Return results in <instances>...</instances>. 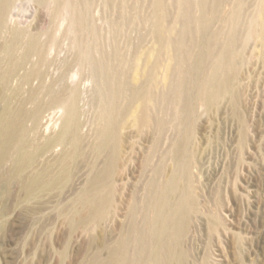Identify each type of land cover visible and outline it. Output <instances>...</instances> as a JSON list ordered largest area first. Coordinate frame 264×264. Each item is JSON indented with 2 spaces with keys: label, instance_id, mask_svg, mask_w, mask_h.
I'll list each match as a JSON object with an SVG mask.
<instances>
[{
  "label": "rangeland",
  "instance_id": "rangeland-1",
  "mask_svg": "<svg viewBox=\"0 0 264 264\" xmlns=\"http://www.w3.org/2000/svg\"><path fill=\"white\" fill-rule=\"evenodd\" d=\"M179 1L184 6L162 0L161 22L176 49L162 51L156 70L162 75L170 58L178 59L171 62L173 90L167 96L153 91L157 97L149 103L151 127L121 130L120 166L112 172L110 203L103 210L94 204L103 164L93 148L99 89L84 59L90 55L102 60L110 76L119 73V81L128 84L136 64L145 67L144 54L160 50L152 27L154 0H11L0 42L12 33L38 38L51 61L46 84L55 92H79L82 147L69 166L60 161L61 146L39 154L19 173L11 158L1 163L0 264H117L110 259L111 251L134 231L144 237L140 243L128 240L119 254L132 257L131 264H151L146 254L150 257L153 242L143 231L148 185L163 186L173 172L181 185L184 225L166 236L170 253L160 256L159 263L264 264V0ZM201 46L209 49V57L197 74L192 67ZM66 65L69 74L78 71L82 79L57 80ZM212 73L213 87L208 84ZM31 88L36 101L25 104L26 110L47 101L37 82ZM214 89L217 97L207 103L203 93ZM28 94L29 87L23 85L11 106L17 107ZM4 104L0 94V112ZM45 115L50 117L49 129L36 137L29 131L32 144H43L64 120L59 105ZM25 125L30 128V121ZM40 174L36 189L25 191L23 185ZM49 180L54 183L46 187ZM99 211L103 215L96 219Z\"/></svg>",
  "mask_w": 264,
  "mask_h": 264
},
{
  "label": "bare ground",
  "instance_id": "bare-ground-1",
  "mask_svg": "<svg viewBox=\"0 0 264 264\" xmlns=\"http://www.w3.org/2000/svg\"><path fill=\"white\" fill-rule=\"evenodd\" d=\"M178 2L181 5L182 2H180L179 0ZM246 2L247 1H245V3ZM10 4H11V0H0V31L4 27L5 21L9 15ZM182 5L184 6V4ZM153 6L155 7L156 15L152 23L153 24L152 27L160 50L157 51L155 54H148V53L144 54L145 56H143L144 57L143 61L145 62V67L137 68L140 67L139 65L137 66L138 64L137 63L135 67L136 69L134 68V70L136 71L129 79L128 84H124L123 82L121 83L119 81V77H118L119 73H115L114 76H110L109 73L107 72L106 66H104L103 63H101L102 60L100 62L99 60H97L96 57L94 58L93 56L90 55H86L85 59L82 58L89 63V66L93 72L92 73L93 81L97 86V88L99 89V98L97 96V98L99 99V100L97 99L99 101V104L97 106L99 107L98 115H97L98 121L95 129V143L93 147L96 155L102 159V163H103L102 168L98 171L97 174V180L98 183L100 182V185L96 189L97 192L94 202L95 207L99 209L105 210L110 203V195H111V187H112L111 176H112V172L120 166L121 152L123 147V137L121 134V130L123 128H131L133 127V125L144 126L146 128L151 127L153 124V119L150 116L149 103L152 102L155 97H157L156 95L154 97L153 91L159 89L162 96H167L173 90L172 88L173 85H171V81H172L171 74L174 71L171 73V71L173 70V69L171 70V67L173 68L171 62L174 61L175 63H178V59L172 57L170 58V62L169 60H167L169 63L164 65V69H163L164 72L162 75L160 74H159L160 76L157 75L156 70L158 71L157 68L162 64L161 63L162 51L163 50L165 51V49L169 48L170 46L173 47L175 43L172 39L167 37L166 35L167 29L161 22L162 20L161 6H163L162 0H154ZM261 10H264V8ZM242 12H244V9L242 10ZM163 15L165 16V14ZM179 16H181V14ZM9 18L11 19L13 18V16L10 15ZM227 53L226 52L224 53L225 57L229 54ZM208 57H209V49L206 46H203L199 50L196 67H192L195 69L194 72L200 71L204 61ZM50 63H51L50 58L48 56H45L43 45L38 41V38L34 35L23 37L19 33H12L9 37L4 38L2 42H0V94L2 95L5 101L3 112H0V165L5 159L11 158L12 167L16 173H19L24 168L33 165L39 154L50 152L54 146L62 147L63 155L60 161L63 164H66L67 166L72 165L81 155V147H82V139L80 136L81 125L78 121V115L80 112V108L78 105L79 92L77 90L66 92L63 89L55 92L51 88L52 84L49 85L46 84V81L49 77V73L47 71ZM179 64L178 67H180ZM188 64L186 63V65ZM192 68H190V71ZM67 71L68 70L66 65V70H64L61 73L59 79L57 80L60 81L61 79L66 77L70 80H77L78 78L79 80L82 79V76L78 71H74L71 74H69ZM192 73L193 72L191 71L190 74ZM13 81H15L16 84L15 87L11 89L10 87ZM34 82H37L38 88L43 89V93L46 95L47 101L45 103L38 102L30 110H26L25 104L32 101H36L34 99L36 98L37 92H35L31 88ZM208 84L211 87L215 86L216 80L214 73L210 75L208 79ZM225 84L227 87V83ZM23 85L29 87V94L25 99L19 101L17 107H12L11 99H13V97L18 95ZM126 90H128L129 93H125ZM6 91H9V93H6ZM214 91L210 90L206 93H203V96H205L204 100L207 103H212L214 99L217 97V94H215L216 91L215 92ZM122 95H124L125 97L123 104H121L120 101V98L122 100L121 97ZM136 99H139L140 101L138 105L135 104ZM55 105H59V107L64 113V120L60 126L59 131L55 135L48 137L45 140V142L41 145H36L35 143L32 144V141L28 136L29 131L32 132L34 131L35 135L33 136L36 137V135L39 134L41 131H46L47 129H49L50 117L49 115H45V112L49 107ZM26 121H30L31 123L30 128H28L25 125ZM176 174L177 173L173 172L164 182V185L161 187H157L156 184H154L153 182H150L148 185L149 194L147 197L146 207L144 209H147L148 213L150 212L151 213L149 215L147 213L145 219H143V221L145 220V225L144 228L142 225V228L145 233L144 235L147 234L148 239L149 240L152 239L153 242L151 245L152 247H151L150 257L148 254L145 253L146 256L149 258L151 264H160L159 263L161 262L160 256H163L164 253L167 252L170 253V250L166 247L167 245H165V243L167 244V241L165 242L166 236L169 234V232L174 231L178 233L180 230H182L184 225L183 224L184 202L182 197L178 196L179 186L181 188V185L178 184V176ZM41 177H42L41 174L39 176L36 175L33 179L27 181L23 185L24 190L27 192L34 191L41 182L40 180ZM53 183L54 180L53 181L49 180L45 183V186L51 187ZM129 210L133 212L134 207H130ZM102 215L103 212L99 211V213H97L95 218L101 219ZM142 228L140 230V233L142 231ZM138 229L139 228H137V230ZM137 232L138 231H134V234L132 236L129 234L131 237H129L128 239L127 237H125L119 241L117 247L113 249L110 253L111 261L116 260L118 262L117 264H131L130 259L132 257L128 258L127 255L124 253L119 254V249L120 247L124 248L128 240L130 239L132 241L140 243L139 240L140 237L142 236L139 237V234ZM149 236L151 239L149 238ZM175 237L177 238V240H179V236L178 237L175 236ZM171 240L173 241L175 239L171 238ZM173 242L176 243L177 241L176 242L173 241ZM132 244L135 246L134 243ZM176 257L178 258V256ZM146 262H148V260Z\"/></svg>",
  "mask_w": 264,
  "mask_h": 264
}]
</instances>
